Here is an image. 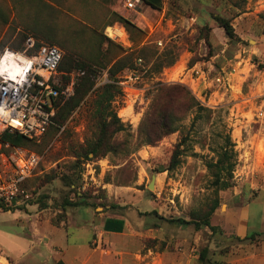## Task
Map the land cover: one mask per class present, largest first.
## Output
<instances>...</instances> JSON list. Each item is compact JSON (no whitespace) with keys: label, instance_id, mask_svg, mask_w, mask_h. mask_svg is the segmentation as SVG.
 Listing matches in <instances>:
<instances>
[{"label":"rangeland","instance_id":"1","mask_svg":"<svg viewBox=\"0 0 264 264\" xmlns=\"http://www.w3.org/2000/svg\"><path fill=\"white\" fill-rule=\"evenodd\" d=\"M55 1L40 27L56 42L44 44L75 62L95 58L96 87L108 81L103 67L116 54H134V67L117 74L123 93L113 102L125 129L115 135L118 153L75 156L95 137L91 93L56 134L23 146L42 159L26 184L30 197L0 208V253L10 264H264V0H164L161 9L142 2L135 10L126 0ZM30 12L22 19L29 21ZM115 13L136 26L130 45L106 42L107 24L127 30ZM218 15L231 21L234 38ZM30 36L31 49L28 39L15 50H38ZM14 38L0 52L14 49ZM80 73L58 68L53 77L61 87L73 84L75 93ZM160 84L184 85L204 108L145 144L140 125ZM179 142L182 162L169 170ZM230 142L232 185L221 188L208 164ZM214 206L215 229L174 221L201 222Z\"/></svg>","mask_w":264,"mask_h":264},{"label":"trees","instance_id":"2","mask_svg":"<svg viewBox=\"0 0 264 264\" xmlns=\"http://www.w3.org/2000/svg\"><path fill=\"white\" fill-rule=\"evenodd\" d=\"M146 5L153 9H161L164 4V0H142ZM55 0H0V48L10 42L14 35L15 38L11 42L14 49L23 48L25 42L34 35L37 39L36 48H39L45 43V40L55 43L56 40L50 37L47 33L44 35V30H41L43 12L45 10L55 9ZM31 9L29 21L23 20L22 13ZM116 20L122 22L127 32H133L136 27L135 24L128 18L119 13L114 14ZM42 17V18H41ZM219 24L224 27L226 34L230 38L235 37V28L231 21L221 15L215 16ZM116 23L111 22L107 25ZM20 28V30H18ZM7 29L10 31L5 32ZM207 39V36H204ZM106 42H112V39L105 37ZM43 42V43H42ZM133 53H126L125 50L120 54H116L113 57V62L110 66H104L103 69L108 68V81L100 84L96 87L98 81L96 80L100 70L96 68L95 58L90 61L87 59L75 60L72 56H66L60 63L59 71L62 73L70 72L73 69L83 72L78 75V80L75 84V93L68 100L58 102L57 111L53 117V123L48 127L46 133L42 136L40 141L30 139L18 132H11L4 130L0 134V141L6 143L9 142L13 146H27L29 143L37 144L42 141L45 135L56 134L62 126L69 119L71 114L76 108H78L82 102L91 93H95L90 113L89 121L90 126L94 128V139L87 140V143L81 148L74 151L75 156L79 159L85 157L91 159L89 154L92 153L94 158H101L108 153L119 152V143L115 140V135L125 129L124 124L121 122L117 115L116 110L113 108V102L119 95H122V87L119 84V78L117 74L124 68H133ZM173 63V59L169 61ZM102 69V68H101ZM66 78L65 74L63 75ZM193 108L203 109L204 106L191 95V92L182 84H160L158 87V94L154 98L149 110L145 114L139 129V139L145 144H155L163 137L178 130L177 122L181 121L184 116ZM182 142H179L174 149L171 156L170 165L167 169H175L182 162V155L184 148ZM232 148L229 145H224L219 152V157L216 162L208 164L213 175L215 176V184L221 188H228L232 185V171L235 166V153L233 145L230 142ZM74 149V147H73ZM28 180L23 183V187L26 188ZM68 206L75 205L72 202L67 203ZM7 207L0 203V208ZM216 206L210 210L203 218V221L187 220L185 218H177L174 221L179 224L195 223L197 228L202 225L208 226L211 229H215L210 221V213L215 210ZM173 221V220H171ZM256 233L245 236L244 239H254ZM207 248L203 250L202 256L206 254ZM56 264H66L63 260L57 261Z\"/></svg>","mask_w":264,"mask_h":264},{"label":"built area","instance_id":"3","mask_svg":"<svg viewBox=\"0 0 264 264\" xmlns=\"http://www.w3.org/2000/svg\"><path fill=\"white\" fill-rule=\"evenodd\" d=\"M142 0H126V6L136 9ZM105 33L122 45H130V36L119 23L109 25ZM29 38L28 49L34 46ZM63 59L62 49L43 44L28 54L12 48L0 52V134L4 130L18 132L40 141L54 122L58 102H65L74 93L73 84L61 87L53 74ZM12 66H17L13 73ZM42 156L21 146L0 141V203L11 206L30 194L22 185L37 170ZM0 264H10L0 253Z\"/></svg>","mask_w":264,"mask_h":264},{"label":"bare ground","instance_id":"4","mask_svg":"<svg viewBox=\"0 0 264 264\" xmlns=\"http://www.w3.org/2000/svg\"><path fill=\"white\" fill-rule=\"evenodd\" d=\"M17 70V66H12V72L14 73ZM0 129H2V125L0 124Z\"/></svg>","mask_w":264,"mask_h":264},{"label":"water","instance_id":"5","mask_svg":"<svg viewBox=\"0 0 264 264\" xmlns=\"http://www.w3.org/2000/svg\"><path fill=\"white\" fill-rule=\"evenodd\" d=\"M152 184H153V182L150 184V186H149L150 188H152V187H153V186H152Z\"/></svg>","mask_w":264,"mask_h":264},{"label":"crops","instance_id":"6","mask_svg":"<svg viewBox=\"0 0 264 264\" xmlns=\"http://www.w3.org/2000/svg\"><path fill=\"white\" fill-rule=\"evenodd\" d=\"M64 261V260H63ZM65 262V261H64ZM66 263V262H65Z\"/></svg>","mask_w":264,"mask_h":264}]
</instances>
